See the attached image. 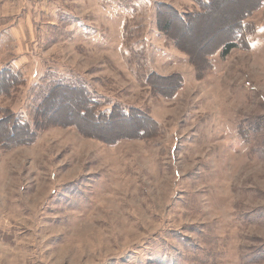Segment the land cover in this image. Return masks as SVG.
Instances as JSON below:
<instances>
[{
	"label": "rangeland",
	"instance_id": "obj_1",
	"mask_svg": "<svg viewBox=\"0 0 264 264\" xmlns=\"http://www.w3.org/2000/svg\"><path fill=\"white\" fill-rule=\"evenodd\" d=\"M256 2L0 0V264H264Z\"/></svg>",
	"mask_w": 264,
	"mask_h": 264
},
{
	"label": "trees",
	"instance_id": "obj_2",
	"mask_svg": "<svg viewBox=\"0 0 264 264\" xmlns=\"http://www.w3.org/2000/svg\"><path fill=\"white\" fill-rule=\"evenodd\" d=\"M263 1L264 0H259V4H262ZM205 2L209 3V0H205ZM252 2H253V0H252ZM161 5L162 4H160L158 6L157 16H158V12H159V9H160ZM256 5H257V2L255 0V4L253 3V7L252 8H255ZM164 6H165V8L169 9V11H170V7H166V5H164ZM171 10L174 12V14L172 12V16H175L174 20L179 22V23L180 22L182 23V21L184 22L185 17L188 16V14L187 15L182 14L176 9L171 8ZM248 11L250 12L249 8L245 9L244 14H246ZM167 15L168 14L164 15V17L162 19H161V17H160V19L157 18V24H158L159 28L164 30V31H167V29L171 28V20H172V18H168ZM235 20L236 21H234V19H233L231 21H228L225 24V29H224L223 33H221L222 32L221 31L220 32L221 34L219 35V37H221V38L217 39L216 41L214 40L215 43L213 42V40L210 43H208V46H207L206 50H204L205 46L202 47L203 50H204V53H203L204 56H208V55H210V53L216 52L217 50L220 51L222 55H226L233 48H235L238 45V41H240L241 37L244 34V24L242 23L241 19H235ZM172 23H173V20H172ZM168 37H170V39H172V41L174 42V44H175V46L177 48H179L180 50L184 51L185 53L188 54V56L190 58H192L190 51H188L183 46H181V44H179L177 41H175L174 40L175 38L173 39L172 36H170L169 34H168ZM210 45H212V46L210 47ZM209 47L211 48V52L208 54L207 52L210 51ZM3 79H4L7 87L14 86L15 82L19 83V82H23L24 81L22 72L19 69H14L10 64H8L7 67H5V68L0 69V92L1 93H4L2 91L3 90V84H2V80ZM169 79L170 78H168L167 80H169ZM179 84L180 85L182 84L181 78H178L177 83L174 84V86L177 85L175 87V89H177L180 86ZM145 120L147 121V119H145ZM145 120H144V124L146 122ZM16 121L17 120L13 119L14 125L12 127H10L9 125L8 126L10 127V130L13 132L15 141L16 140L22 141L23 139L28 138L29 134H28V132H25L24 135H20L19 132H21V131H23L25 129L28 130L29 129V125H28L27 122H23V121L22 122H16ZM242 138L245 139L247 137H243L242 136Z\"/></svg>",
	"mask_w": 264,
	"mask_h": 264
}]
</instances>
